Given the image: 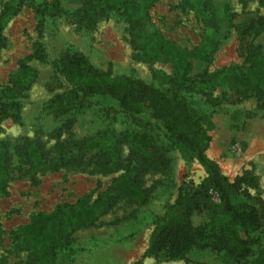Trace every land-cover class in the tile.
I'll return each mask as SVG.
<instances>
[{
  "label": "rangeland",
  "instance_id": "rangeland-1",
  "mask_svg": "<svg viewBox=\"0 0 264 264\" xmlns=\"http://www.w3.org/2000/svg\"><path fill=\"white\" fill-rule=\"evenodd\" d=\"M5 1L0 0V9ZM244 12L264 15V5L259 0H156L150 10L152 27L181 47L198 48L209 54L206 73L196 77L192 86L173 80L171 62L148 61L138 56L130 46L128 24L119 12H111L108 18L88 29L69 17L47 19L41 36L35 26L32 5H23L7 21L2 30L0 83H7L16 72L18 61L33 52L36 42L42 45L45 57L27 61L35 72L33 81L19 96L20 118L0 120V139L28 137L51 149L56 129H60L61 139H75L107 129L120 139L125 134H137L150 143L148 149L139 148L132 161L137 164L146 155L151 159V167L139 176L148 193L146 202L118 199L93 225L72 233L74 252L61 254L57 264H132L139 259L141 264H209L192 259L142 257L150 232L157 220L166 218L178 187L182 183L198 184L206 176L205 169L196 159L186 156L158 126L142 119L121 112L109 114L101 107L56 115L48 105L55 94L70 87L60 70V59L69 51L82 53L110 76L140 79L156 90L173 91L177 99L193 107L210 136L207 156L230 180L247 170L248 181L242 187L252 197L260 198L264 208V92L246 91L233 96L222 80L247 65L238 52L236 32ZM250 39L264 54V30ZM157 71L170 79L156 76ZM236 142L241 146L239 155L231 152ZM132 151L130 143L122 141L124 164ZM13 164H18L15 157ZM92 167L90 162L38 174L36 183L28 177L11 180L8 193L0 197L3 230L0 257L7 255L9 262L27 257L26 252L12 251L9 232L27 223L33 213L50 212L57 203H73L85 193L94 198L123 171L119 168L95 172ZM98 184L100 187L96 189ZM224 222L232 243L236 244L242 229L230 224L227 217Z\"/></svg>",
  "mask_w": 264,
  "mask_h": 264
},
{
  "label": "trees",
  "instance_id": "trees-1",
  "mask_svg": "<svg viewBox=\"0 0 264 264\" xmlns=\"http://www.w3.org/2000/svg\"><path fill=\"white\" fill-rule=\"evenodd\" d=\"M155 2L7 0L0 9V49L4 43L3 27L23 5H32L39 36L47 19L69 17L88 29L108 18L111 12H119L128 24L130 46L138 56L148 61L171 62L173 80L192 86L196 77L206 73L209 54L198 48L181 47L154 29L150 10ZM259 2L264 5V0ZM263 30L264 15L244 12L240 17L236 26L237 49L247 65L222 77L233 96L246 91L264 92V54L250 39ZM44 57L42 45L36 42L33 52L18 61V68L7 83H0V120L20 118L19 96L35 75L27 61L43 60ZM60 61L61 73L70 87L51 98L48 106L56 115L101 107L109 114L121 112L142 119L158 126L186 156L196 159L205 169L206 176L198 184L182 183L178 187L166 218L157 220L150 232L142 257L192 259L209 264H264L263 202L242 187L248 181L247 170L230 180L207 156L210 136L193 107L177 99L173 91L156 90L140 79L110 76L78 51L67 52ZM156 76L170 79L161 71H157ZM50 87L54 86L50 84ZM112 132L101 129L93 135L61 139L62 133L56 129L53 134L56 141L51 149H45L40 141L28 137L0 139V197L8 193L9 182L14 178L28 177L36 183L38 174L90 162L95 172L123 168L94 198L85 193L73 203L59 202L52 211L35 212L27 223L11 230L12 251L26 252L27 257L9 262L7 255H2L0 264H57L61 254L74 252L72 233L93 225L118 199L146 202L148 193L139 176L151 167V159L146 155L137 164L132 161L139 154V148L148 149L150 143L137 134H125L124 139H120ZM122 141L130 143L133 148L126 164L122 158ZM14 157L17 165L13 164ZM99 187L98 184L96 189ZM226 217L230 224L242 229V236L236 244L230 239L224 222ZM2 233L0 223V243ZM132 264H141V259Z\"/></svg>",
  "mask_w": 264,
  "mask_h": 264
},
{
  "label": "built area",
  "instance_id": "built-area-1",
  "mask_svg": "<svg viewBox=\"0 0 264 264\" xmlns=\"http://www.w3.org/2000/svg\"><path fill=\"white\" fill-rule=\"evenodd\" d=\"M231 152L234 154V155H239L241 153V146L239 145L238 142L234 143L232 146H231ZM216 195L214 194V197Z\"/></svg>",
  "mask_w": 264,
  "mask_h": 264
}]
</instances>
